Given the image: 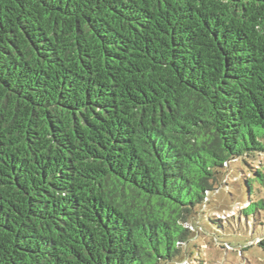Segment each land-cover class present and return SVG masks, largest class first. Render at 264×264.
Listing matches in <instances>:
<instances>
[{
    "label": "trees",
    "instance_id": "16d2710c",
    "mask_svg": "<svg viewBox=\"0 0 264 264\" xmlns=\"http://www.w3.org/2000/svg\"><path fill=\"white\" fill-rule=\"evenodd\" d=\"M236 162L264 188V0H0V264H206Z\"/></svg>",
    "mask_w": 264,
    "mask_h": 264
},
{
    "label": "rangeland",
    "instance_id": "374dc122",
    "mask_svg": "<svg viewBox=\"0 0 264 264\" xmlns=\"http://www.w3.org/2000/svg\"><path fill=\"white\" fill-rule=\"evenodd\" d=\"M232 175L237 177L238 182H231V195L233 201L227 198L228 203H243L248 199V190L242 177L248 176L249 184L252 188L250 208L246 211L247 221L241 216V223L236 227L223 225H203L206 235L196 239L197 250H194L195 257L198 259L204 255L206 264H264V248L256 245L257 238L264 237V210L258 211L255 208L258 199L257 191L264 201V188L250 174V169L242 162L230 165ZM232 178V177H231ZM223 196V195H221ZM215 197V201L220 203L222 197ZM226 199V198H225ZM220 245H229L230 251L216 247L214 242ZM206 247V248H204Z\"/></svg>",
    "mask_w": 264,
    "mask_h": 264
}]
</instances>
